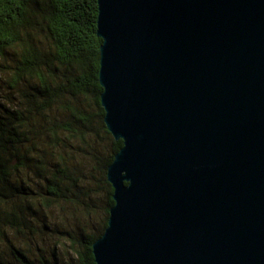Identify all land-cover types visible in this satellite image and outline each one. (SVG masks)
Wrapping results in <instances>:
<instances>
[{
	"label": "water",
	"instance_id": "95a60500",
	"mask_svg": "<svg viewBox=\"0 0 264 264\" xmlns=\"http://www.w3.org/2000/svg\"><path fill=\"white\" fill-rule=\"evenodd\" d=\"M124 144L95 264H264V0H98Z\"/></svg>",
	"mask_w": 264,
	"mask_h": 264
},
{
	"label": "trees",
	"instance_id": "16d2710c",
	"mask_svg": "<svg viewBox=\"0 0 264 264\" xmlns=\"http://www.w3.org/2000/svg\"><path fill=\"white\" fill-rule=\"evenodd\" d=\"M98 16V0H0V264H95L124 144L105 121Z\"/></svg>",
	"mask_w": 264,
	"mask_h": 264
},
{
	"label": "rangeland",
	"instance_id": "374dc122",
	"mask_svg": "<svg viewBox=\"0 0 264 264\" xmlns=\"http://www.w3.org/2000/svg\"><path fill=\"white\" fill-rule=\"evenodd\" d=\"M1 75H2L4 80L0 79V90H1V92L8 91L7 87H6L7 86L8 75L6 76V74H4L3 72L1 73ZM95 204H96V214L92 218V222H93V225L99 226V222L101 221V217L103 216V210H104V206H105V196L103 195V193H100L98 195V197L95 200ZM63 222H66V221H63ZM63 222L60 221L58 223L61 224ZM69 222H79V221H75L74 219H72ZM82 222H86V221H82ZM51 244H54V241H51ZM67 256H68V258L66 257V254L63 251V253H60V260L61 261H64V260L66 261L68 259L70 261H73V260L75 261L74 256L72 254H69Z\"/></svg>",
	"mask_w": 264,
	"mask_h": 264
}]
</instances>
